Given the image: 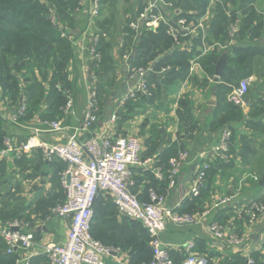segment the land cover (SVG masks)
I'll return each instance as SVG.
<instances>
[{"label": "crops", "instance_id": "0c3cea01", "mask_svg": "<svg viewBox=\"0 0 264 264\" xmlns=\"http://www.w3.org/2000/svg\"><path fill=\"white\" fill-rule=\"evenodd\" d=\"M121 1L123 0H118L117 4ZM146 1L125 0L129 4L127 22L130 21L131 16L143 11ZM218 2L220 3V0H211L209 8L201 16H198L195 10L186 11L182 6L177 5V16H183L191 29L188 36L181 35V38H184L183 41L173 42L172 49L190 52L193 47L192 39L201 36L204 41L202 40V46L197 47V51L203 52L204 46L210 49L208 53L214 51L213 45L217 41L211 33L210 24L215 16L214 10ZM251 2L245 6V9L242 8L239 11L237 9L240 8V4L234 5L232 2H228L226 13L233 22L232 28L235 26L234 24H237L239 32L241 22L247 19L248 12L253 9L254 21H256L253 26L254 34L237 39V32L236 35H232L233 40L227 43L226 48H218L220 55L228 48L230 50L249 48L254 54L249 67L241 68L237 72L238 75L243 76V81L249 82L250 88L244 104L237 106L242 110L243 122L241 124L229 123L225 127L231 132H235L230 150L236 154L240 153V150L242 152V140L243 137H246L251 146V153L247 156V164H244L240 159L235 160L232 156L231 166L212 168L213 176L209 179L207 188L202 191H205V194H202L204 209L194 215L198 218L195 224L177 226L171 222L167 223L166 231L162 234L161 239L168 246L177 263L186 259L185 245L190 242L195 244L193 253L198 257L205 258L208 264H239L248 258L253 259V255L257 252L264 256L262 250L264 214L259 215L253 222L240 216V212L244 208L264 197V187L260 186V183L258 187V184L252 180V176L259 175L262 178L264 176V174L261 175L264 170V112L256 116L258 115L257 108L254 106L262 103L264 108V0H252ZM117 4L113 6H117ZM99 15L102 18L105 16V11L102 14L100 12ZM169 17L167 21L171 23L173 19ZM83 20L75 25V27L79 26L80 30L75 27L67 30L73 37L71 41L74 51V58L68 69L69 89L73 99L72 112L66 114L62 110L61 117H53L48 110L49 107L43 104L36 110V114H25L20 118V121L13 122L12 117L18 112L22 97L18 100L6 99L0 87V135H7L12 138L15 144L25 142L30 137H36L37 143L44 146L66 143L71 136L79 131L92 91L96 90L100 83L99 80H102L107 83V86L112 87L113 99L102 103L99 122L91 132H80L78 140L83 143L91 136L123 137V134L133 132L132 129L139 131L141 128L145 133L144 139L141 140L143 144L142 160L153 159L155 164L134 168L135 194L141 202H147L149 189H154L150 187L148 189V186L153 185L155 191L160 192L163 189L162 193L167 195L169 206L180 210L183 202L188 200L186 195L191 188L197 163L203 160L204 154L210 152L224 129V101L228 99L229 93L225 94L222 85L226 83L222 79L215 83V70L212 77L201 62V57L206 54L201 53L200 57L191 60L190 74L187 80L174 83L172 88L166 87L162 83L164 75L160 73V60L163 55H159L156 60L147 61V68L153 72L147 76L152 95L146 101L139 102L131 113H127L129 119L126 120L120 116L119 112L121 110H123V114L127 112L121 103L134 85L130 81L129 74L137 69L134 63L138 52L134 46H125V40L129 36L127 31L121 36L118 35L116 40L112 39L110 23L107 20V24L104 23L106 25L104 29L109 31V35H107L105 33L107 31L101 29L98 21L97 32L104 39L102 47L105 50L107 62L105 71L97 73L100 76L98 80L92 72L94 63L88 52L92 38L90 32L91 34H95V32H92V28L89 32V23H87V19L83 18ZM260 23H262L261 27ZM200 24L204 29L199 27ZM81 25H84L83 28ZM148 31L157 32L158 28ZM134 43L136 44L137 41ZM232 57L233 51H229V59ZM230 65L232 66L231 63ZM235 71L233 68L231 74H234ZM38 79L41 84L39 77ZM41 86L44 88V92L48 91L45 83H42ZM214 86H217V91L213 90ZM227 86L235 87L231 84H227ZM182 102L189 106L193 118L191 126L195 127L193 138L191 140L184 139L183 142L180 139V134L184 133L185 126L178 116V111H182ZM113 114L117 115L116 122L110 120ZM42 116L43 118H41ZM52 120H60L63 130L51 132L45 122ZM154 131H158L160 139L154 138ZM172 144H177L178 150H187L190 157L183 166L175 187L170 189L166 182L164 165L158 164V162L162 159L164 151ZM260 159L263 163L260 162ZM65 169L66 164L60 159L53 157L49 160L43 147L35 148L30 152H14L8 158L0 159V214L4 211L20 214V211L26 210V214L34 220L30 229L40 245L64 243L67 239L70 218H63L53 213L56 205L66 201L65 190L61 184V174ZM156 171L161 177H158ZM163 182L166 183V187L161 186ZM240 184L243 185L242 191L235 203L216 207L215 197L236 194ZM114 206L112 199L103 198V201L97 206V211L100 216L106 218L117 220L126 218ZM205 212L207 215L202 217ZM214 223L220 224L227 236L240 234L243 242L239 245H230L227 239H217L209 229ZM2 249L5 256H18L16 264H25L26 254L17 251L14 255H8L6 246L0 240V250ZM34 252L36 251L33 250L32 253ZM109 262L111 264H129V256L125 252H120L112 256ZM29 264H50V262L42 254H35Z\"/></svg>", "mask_w": 264, "mask_h": 264}, {"label": "built area", "instance_id": "2783aa9c", "mask_svg": "<svg viewBox=\"0 0 264 264\" xmlns=\"http://www.w3.org/2000/svg\"><path fill=\"white\" fill-rule=\"evenodd\" d=\"M101 1L91 0L88 30L93 28V20L99 17ZM175 8L174 0H147L143 11L130 21L129 27L135 32V38L146 29L159 28L161 25L169 27L168 34L175 43L180 37L179 31L184 33V36H188L191 28L185 19H177V8ZM168 16L173 19L171 23L167 21ZM199 27L204 29L201 24ZM231 29L234 32L231 34L236 35L238 28ZM99 42L100 35H92L88 48L92 61L94 65L97 64V67L102 61V56L98 52ZM209 50L207 46H204L202 54H207ZM169 70V67L163 68L160 73L164 75ZM152 73L150 68L133 70L130 81L134 85L122 100V105L128 100H136L138 95L147 97L152 95L147 80V76ZM248 91L249 82L244 80L229 94L228 101L236 106H241L245 102ZM25 102V98H22L18 112L12 117L13 122H18L21 117L25 116L27 110ZM72 108L73 99L68 97L64 112L70 114ZM99 120L100 108L97 92L94 90L79 131L71 136L66 143L44 146L37 143L36 137H30L20 144H15L10 137L4 139L3 148L0 149V159L8 158L14 152H30L35 148L43 147L49 160L56 157L66 164V169L61 174V184L65 190L66 201L55 214L63 218H70V228L64 243L40 245L30 229V224L26 222L13 220L0 225V239L5 244L8 255H14L17 251L26 254L25 264H29L35 254H42L50 264H111L109 259L119 254L120 251L109 249L92 235L95 203L98 196L104 194L112 199L122 216L140 222L152 237L153 259L151 264H174L170 249L161 239L162 234L166 231L167 223L188 226L195 224L198 218L182 213L176 207L169 206L166 194H159L151 189L148 193L149 201L141 202L138 196L133 193L134 168L155 164L153 159L142 160L143 144L140 139L134 136L115 138L105 135L91 136L81 143L78 140L79 133L91 132ZM110 120L116 122L117 115L113 114ZM45 125L51 132L63 130V125L59 121L45 122ZM231 139V130L224 128L217 143L210 152L204 154L203 160L197 163L186 199L199 197L202 191L207 188V174L215 165L228 164L231 161L232 157L229 156ZM189 157V152L183 150L170 160L168 170L170 189L175 187L181 170L188 162ZM156 172L158 175L159 172ZM158 177L161 176L158 175ZM252 180L255 183L261 181L258 176H252ZM242 186L240 184L236 194L220 198L216 207L235 203L242 191ZM261 214H264V206L258 203H252L240 212V216L249 222H253ZM206 215L205 212L202 217ZM209 229L217 239H227L230 245H239L243 242V238L240 240L235 235L227 236L224 228L216 223L211 224ZM194 248L193 242L185 245L187 257L181 264H208L205 258L198 257L193 253ZM33 250L37 253H32ZM242 264H255V261L248 258Z\"/></svg>", "mask_w": 264, "mask_h": 264}, {"label": "trees", "instance_id": "16d2710c", "mask_svg": "<svg viewBox=\"0 0 264 264\" xmlns=\"http://www.w3.org/2000/svg\"><path fill=\"white\" fill-rule=\"evenodd\" d=\"M80 1L81 0H0V87L6 99L18 100L20 97L25 98L27 108L26 114L28 115L33 113L36 114V110L43 104L49 107L48 110L52 113L53 117H61L64 112H62V110H64L68 102V96L61 91V87L68 90L70 86L68 69L71 60L74 58L73 43L71 41L73 37H62L61 32L52 25L49 6L54 8L58 22L63 26V29L69 30L73 29L76 23L81 21V19H78L77 15ZM210 1L211 0H174L175 7L178 5L182 6L186 11L195 10L198 16H201L206 9L209 8ZM251 1L252 0H220V3L218 2L216 5L214 10L215 16L210 24V29L217 42L214 45L212 44L214 46V51L201 57L204 68L210 72L212 77L214 76V70L220 58L218 48H226L227 43L233 40L230 32L233 22L228 18L226 13L227 3L232 2L234 5L240 4V8L237 9V11H239L242 8L245 9L247 4L252 3ZM110 2H113V5H115L118 0H102L100 9L101 14L104 11V7L106 8ZM139 14L131 16L130 21L132 18L138 17ZM247 16V19L240 24L237 39L243 38L249 34H254L255 32L253 26L256 21H254L253 9L248 12ZM177 19H183V16H177ZM130 21H128V24H130ZM103 25L100 24L101 29L107 31L105 33L109 35V31L104 29L105 25ZM259 26L261 27L262 23H260ZM168 28L169 27L166 25H161L157 32L148 30L142 31L140 36L135 38V32L129 27V29L127 28L129 36H127L125 40V46H134L136 48L138 57L134 66H136L135 68L137 69L147 68V61L156 60L159 55H163V58L160 60V68L162 70V68L169 67L170 70L164 74L162 83L166 87L172 88L174 83H180L188 79L191 60L201 56L202 52L197 51V47L202 46V37L199 36L192 39L193 47L190 49V52L172 49L174 44L172 38L167 34ZM179 33L181 38V35L184 33L181 31H179ZM179 40L183 41L184 38ZM136 41L137 43L135 44L134 42ZM103 43L104 39L101 38L98 52L102 56L100 64L102 66H99L96 70L99 74L102 73V68L107 63L105 50L102 47ZM229 51H233V57L229 59L228 66L224 69L221 78L222 81L226 83L222 85V90H224L225 94H230L233 89L237 88L243 81V76L238 75L237 72L241 68H248L254 57V54H252L249 48L232 50L228 48L226 52L229 53ZM230 63L232 66H229ZM233 68L236 71L234 74H231ZM131 75L132 73L129 74V76ZM38 77L42 83L47 85V92H44V88L41 86L42 83H39ZM227 84H231L235 87L229 88ZM147 98L149 97L138 95L136 100H128L124 104V109H127V112L123 114V110H121L119 112L120 116L126 120L129 119L127 113H131L139 102H144ZM224 102L225 115L223 116V122L225 126L223 128L227 127L226 124L229 123L237 122L241 124L243 122L242 110L228 102V99ZM254 106L257 108L256 113L258 115L256 116L264 112L262 103L255 104ZM178 116L185 126L184 133L180 134L181 141L184 139L191 140L193 138V132H195V127L191 126L193 121L192 113L186 103L182 102V111H178ZM41 118H43V116ZM153 135L154 138L160 139L158 131H154ZM232 135L231 141L233 142L235 136L234 131ZM6 137L8 136L4 134L0 135V149L3 148V142ZM242 141V152L240 150V153L236 154L233 150H230L229 156H233L235 160L240 159L244 164H247V156L251 153V146L246 137H243ZM180 151L182 150H178L177 144H172L170 148L164 151L161 157L162 159L158 162V164L164 165L168 186L169 160L176 157ZM232 159L233 158H231V161ZM231 161L228 164H217L215 166L222 168L229 167L233 163H231ZM260 162L263 163L262 159H260ZM214 167L213 169L216 168ZM211 172L210 170L207 174L208 181L213 176ZM263 174L264 170L261 175ZM260 177L262 178V176ZM257 184L259 187V183ZM167 185L163 182L161 186L166 187ZM149 187L155 189L153 185L148 186V189ZM134 188L135 186L132 191L135 194ZM150 190L151 189H149V191ZM157 192L159 194H164L162 193L163 189ZM202 194L204 195L205 191L202 192L199 197L184 201L179 211L190 215H195L203 211L204 200ZM103 198L111 200L109 196L104 194L98 196L94 207L92 224L93 237L109 249L127 253L129 256V264H151L153 259V250L151 248L152 237L148 234L147 230L140 222L128 218L117 220L115 218L100 216L99 211H97V206L103 201ZM254 203L264 206V197L257 199ZM20 212V214H17L15 212L4 211L0 214V221L18 220L29 223L31 226L34 222L31 216L26 214V210ZM262 250L264 251V242L262 244ZM170 254L174 264L182 263L175 262L172 253ZM253 259L255 264H264V256L260 252L253 255ZM17 260L18 256L8 257L7 255L5 256L3 249L0 250V264H16Z\"/></svg>", "mask_w": 264, "mask_h": 264}, {"label": "rangeland", "instance_id": "374dc122", "mask_svg": "<svg viewBox=\"0 0 264 264\" xmlns=\"http://www.w3.org/2000/svg\"><path fill=\"white\" fill-rule=\"evenodd\" d=\"M91 4H92L91 0H81L80 1L79 9L77 11L78 19H81L80 22H83L84 20H82V19L85 18V20L87 19L86 20L87 23H89L88 17L90 15ZM176 8H178V7L176 6ZM128 10H129V4L127 2H125V0L119 2L117 4V6H113V2L112 3L110 2V4L106 8L104 7L105 16L100 18L101 16L99 15L100 17H98L97 19L93 20V24L92 25H94V26L92 28V32L94 31L95 34H98V32H97L98 21H99V26H100V24L103 25L104 23H107L106 22V20H107L110 23L109 25L111 27V33H110L111 38L116 40L118 35L121 36V34L125 33V31H127V27L129 29V25L130 24H128V22H127V16L129 15L128 14ZM49 12L51 14L52 25L55 26L57 28V30L61 32V36L62 37H68V36L70 37L71 35H69L70 34L69 31H67L68 29L64 30L63 26L58 22V19L56 17V13H55L54 8L49 6ZM76 18H77V16H76ZM234 25L235 26H233V27H236L237 24H234ZM81 26L83 28L84 25H81ZM75 28H79V30H80L79 26H77ZM168 30H169V28H168ZM231 33L234 34L233 31ZM90 35L92 36L94 34H91V32H90ZM100 39H101V35H100ZM179 39H180V37H178V41L180 42ZM90 43H91V41H90ZM108 64L110 65V63H108ZM99 66L101 67L102 65H99ZM107 68H108V65H107ZM97 69H98V67H97V64H96L95 66H93L92 72L94 73V76H96L98 78V80H99L100 76L97 74V71H96ZM103 71H105V66H103V68H102V72ZM104 80H106V79H104ZM99 81H100V83L98 84V87L96 88V92H97V96H98V100H99V108L102 111V103L105 102V101H108L110 99H113L112 95H111L113 90H112L111 86H109V85L107 86L106 82H104V81L102 82V80H99ZM61 91H63L65 95H67L68 97H70L72 99V94H71L69 89L66 90L64 87H61ZM249 92H250V88H249L248 94H249ZM66 105H67V103H66ZM20 120L21 119H19V121ZM56 121L60 122V120H56ZM132 131L133 132L125 133L122 136L123 137L134 136V137H136V138H138L140 140L144 139L145 133L143 132V130L141 128H140L139 131L135 130V129H132ZM261 179L262 178L260 177V180ZM223 197H225V196H220L219 195V196L215 197L214 198V202H217L220 198H223ZM64 203L56 205V207L53 209V213H55L61 206H63ZM11 221H13V220L1 221L2 222L1 225H4V224H6L8 222H11ZM216 224H218V223H216ZM218 225H220V224H218ZM234 235L236 236L237 239L241 240L240 234H234Z\"/></svg>", "mask_w": 264, "mask_h": 264}, {"label": "water", "instance_id": "95a60500", "mask_svg": "<svg viewBox=\"0 0 264 264\" xmlns=\"http://www.w3.org/2000/svg\"><path fill=\"white\" fill-rule=\"evenodd\" d=\"M220 51V49H219ZM229 63V53L228 52H223L220 55V58L216 64V68H215V78L214 81L215 83H218L219 80L222 78L223 75V71L224 69L228 66ZM214 91H217V86H214L213 88ZM260 186L264 187V176L260 181Z\"/></svg>", "mask_w": 264, "mask_h": 264}]
</instances>
